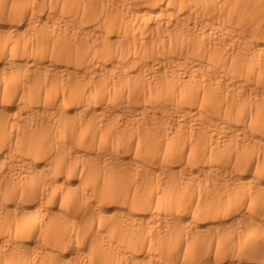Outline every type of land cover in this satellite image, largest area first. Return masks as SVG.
I'll return each instance as SVG.
<instances>
[{"label":"clouds","instance_id":"clouds-1","mask_svg":"<svg viewBox=\"0 0 264 264\" xmlns=\"http://www.w3.org/2000/svg\"><path fill=\"white\" fill-rule=\"evenodd\" d=\"M0 264H264V0H0Z\"/></svg>","mask_w":264,"mask_h":264}]
</instances>
